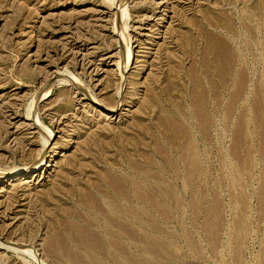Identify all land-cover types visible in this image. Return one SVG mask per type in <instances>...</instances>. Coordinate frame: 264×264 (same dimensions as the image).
Wrapping results in <instances>:
<instances>
[{
	"label": "rangeland",
	"instance_id": "rangeland-1",
	"mask_svg": "<svg viewBox=\"0 0 264 264\" xmlns=\"http://www.w3.org/2000/svg\"><path fill=\"white\" fill-rule=\"evenodd\" d=\"M53 146L0 264H264V0H0V170Z\"/></svg>",
	"mask_w": 264,
	"mask_h": 264
},
{
	"label": "bare ground",
	"instance_id": "bare-ground-1",
	"mask_svg": "<svg viewBox=\"0 0 264 264\" xmlns=\"http://www.w3.org/2000/svg\"><path fill=\"white\" fill-rule=\"evenodd\" d=\"M164 1V0H163ZM119 2V1H118ZM165 2H166V0H165ZM163 3V2H162ZM119 7V6H118ZM122 9H124V7L122 6ZM123 11V10H122ZM120 13V12H119ZM123 13V12H122ZM123 16V15H122ZM125 17V15L123 16V18ZM126 18V17H125ZM126 21V20H125ZM128 22V21H127ZM125 24H126V26H128L127 25V23L125 22ZM123 28V27H122ZM126 30H127V28H126ZM125 30V31H126ZM125 33V32H124ZM128 33V32H127ZM127 33H125V34H127ZM130 34V33H129ZM128 35V34H127ZM127 37V36H126ZM124 38V37H123ZM131 38V37H130ZM127 42V41H126ZM130 43H131V41H130ZM129 43V44H130ZM129 44H126L125 46L126 47H128L126 50H128V51H126V52H128V55H126V57H120V60H116L115 62H114V65L115 66H117V69H115V71H118V72H116L115 73V75H116V77L118 76V80L120 81V84H121V87L123 88V85L125 84V81H126V78H125V76H126V74H127V71L129 70V68L131 67V64H133V62H131V60H132V55H133V53H134V56H135V52H133V47H132V45H129ZM123 46V45H122ZM124 46V47H125ZM122 50V49H121ZM78 53V52H77ZM123 53V52H122ZM76 54V53H75ZM85 56V58H87L86 57V55H84ZM83 58V57H82ZM76 59V58H75ZM88 59V58H87ZM86 59V60H87ZM134 59V58H133ZM82 61H84L83 59H82ZM89 61V63H91L92 61L91 60H88ZM85 63V62H84ZM83 63V64H84ZM88 63V64H89ZM88 64H86V65H88ZM67 71V70H66ZM59 73H60V75H59V77L61 76L62 78L64 77L65 79H68V82L70 81L72 84H73V86L74 87H76L81 93H82V95H86L87 96V94H88V96L90 97V99H98V96L94 93V92H92V91H90V89H89V87H87L86 85H85V87H83L82 85H81V82L79 81V80H77L76 79V77L74 78V77H72V74H70V73H68V72H65V70L63 71V72H61V70L60 71H58ZM56 73V72H55ZM72 73V72H71ZM56 75V74H55ZM73 76H75V75H73ZM65 79L63 80V81H65ZM60 80H62V79H60ZM66 82V81H65ZM64 82V83H65ZM48 88V87H47ZM120 88V87H119ZM122 88H120V90L122 89ZM78 90H77V92H78ZM118 90V89H117ZM120 90L118 91L119 93H118V99L117 100H115L114 102H112L113 104H112V106H110V108H108L109 109V112H110V114H112L111 116H110V118L111 117H114L115 115H116V117H117V114H118V112L121 110V104H120V102L122 101V100H120ZM90 92V93H89ZM122 92V91H121ZM45 94L46 93H42V95H40L39 97L41 98V97H43V96H45ZM39 98V99H40ZM37 99V98H36ZM40 101V100H39ZM98 102H100V100H97ZM35 102V101H34ZM36 103H38V101L36 102ZM35 104V103H34ZM36 105V104H35ZM34 105V106H35ZM38 106H39V104H37ZM37 106V107H38ZM34 109V108H33ZM32 109V110H33ZM31 110V111H32ZM37 111H38V109H37ZM37 113V112H36ZM34 114V113H33ZM32 114H30V116H31ZM38 114H35L34 116H37ZM30 116H29V119H30ZM31 118H32V116H31ZM33 119H34V117H33ZM33 119H32V123H30L29 125H31V126H34L37 122L36 121H34L33 122ZM38 119V118H37ZM36 122V123H35ZM40 123H42L41 121H39ZM39 124V123H38ZM37 124V125H38ZM39 126H40V124H39ZM39 126H36L35 125V128H37L38 130H39V132L38 133H40V134H42L43 135V137H44V143H45V146L47 147V145L49 144V142L51 141V138L53 137V131L52 130H48L47 128V131L45 130V129H43L41 126L39 127ZM49 131V132H48ZM56 144H57V142H56ZM46 147L45 148H42V149H40L39 150V152H38V156L36 157V159L32 162V163H30L29 165H27L26 167L24 166V167H15V168H11V169H9V170H5V171H1L0 170V178H11L12 179V177L14 178V177H16V176H19V175H27V174H29V173H32V172H36V171H38L39 169H41V168H44L45 166H47V165H50L49 164V162H47L48 161V159H47V152H54V153H56V151H54L55 150V148L57 147V146H53V149L51 150V151H47L46 150ZM49 157V156H48ZM3 170V169H2ZM193 174V173H192ZM21 180V179H20ZM138 194V193H137ZM140 195H142V193L140 192ZM142 199H144L143 197H142ZM105 227H107V226H105ZM125 231V230H124ZM78 232H80V234L81 235H83L82 237H84V234L82 233V231L81 230H78ZM123 232V231H122ZM85 233V232H84ZM120 233V232H119ZM78 234V233H77ZM123 234V233H122ZM92 236V235H91ZM77 237H80V240H81V236L78 234V236ZM85 237H87V235H85ZM89 237V236H88ZM93 238V237H92ZM85 240H86V238H84ZM91 239V238H90ZM89 239V240H90ZM88 240V241H89ZM92 240V239H91ZM91 240L89 241V242H91ZM83 241V240H82ZM87 242V241H86ZM89 242H87V245L89 244V246H90V244L91 243H89ZM92 243H93V241H92ZM8 244H10V242L8 241V242H6V241H4V242H2V241H0V249H7V248H10L11 246L10 245H8ZM12 244H15V243H11V245ZM19 244V243H18ZM17 244V245H18ZM86 244V243H85ZM95 244V243H94ZM100 244V243H99ZM16 245V244H15ZM14 245V249H15V246ZM119 245H121V244H119ZM92 246V245H91ZM90 246V247H91ZM95 246H97L96 244H95ZM100 246V245H99ZM27 247V246H26ZM89 247V248H90ZM11 248H13V247H11ZM20 248H21V246H20ZM23 248H25V247H23ZM28 248V247H27ZM96 248V247H95ZM121 248V247H120ZM91 249H93V248H91ZM17 250H18V248H17ZM27 250V249H26ZM28 250H30V249H28ZM31 252V251H30ZM95 257H97V256H95ZM93 259H96V258H94L93 257Z\"/></svg>",
	"mask_w": 264,
	"mask_h": 264
}]
</instances>
